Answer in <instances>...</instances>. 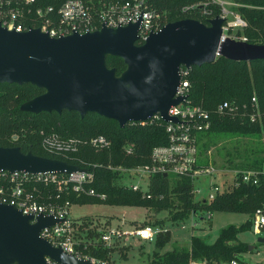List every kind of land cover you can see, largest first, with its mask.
I'll return each instance as SVG.
<instances>
[{
	"label": "trees",
	"instance_id": "16d2710c",
	"mask_svg": "<svg viewBox=\"0 0 264 264\" xmlns=\"http://www.w3.org/2000/svg\"><path fill=\"white\" fill-rule=\"evenodd\" d=\"M63 0L42 1L58 6ZM207 0H156L155 7L167 12V22L183 18H193L205 22L198 12L182 14L184 5L202 3ZM237 6L231 9L243 18L247 26L237 33L244 35L250 43H264V0H233ZM213 15L220 12L216 4L209 6ZM138 43V42H136ZM107 63L116 68L120 74L125 65L121 58L109 56ZM187 78L190 83L188 99L201 104L211 112V126L205 134L213 136L260 138L264 133V60L235 62L222 56L215 61L201 66H191ZM44 90L32 85L0 83V145L19 146L24 152L61 159L81 167H89L95 173L92 186L105 193V202L112 205L146 206L159 209L175 210L173 218H188L189 215L204 212H235L246 214L240 224H229L219 230L217 237L208 242L204 237L192 235L187 245H174L171 250L161 253L168 238H157L151 264H227L238 259L239 253L248 250V243L239 240L238 234L251 230L252 218L257 208L264 205V175L259 176L257 185L241 184L231 190L217 194L210 202L194 200L193 185L188 177L154 175L149 180L145 192L133 190L121 183V174L112 170L109 165L135 166L148 161L152 147L167 143V135L160 125L126 123L119 127L118 123L96 113L82 117L76 111L31 113L21 110V105L41 94ZM255 96L261 112V126L252 123L242 113L236 115H219L214 112L216 105L224 100L236 103L250 102ZM44 132H56L64 138H76L78 151L68 155L50 154L42 147ZM104 134L112 141L109 149L97 150L86 142L93 136ZM17 136L16 139L13 137ZM131 144L133 153L125 155L123 147ZM208 144L201 148L207 150ZM207 163V161H206ZM264 165V149L247 148L240 153L234 149L232 153L223 154V169H262ZM38 187L36 196L40 201L70 203L87 200H101L86 194H80L71 187L59 191L55 184H35ZM59 196V197H58ZM87 221L86 223H91ZM85 222L79 228L86 226ZM98 235V232L96 233ZM86 245V246H85ZM86 256L110 262L112 248L102 244L79 246ZM156 249H159L157 252Z\"/></svg>",
	"mask_w": 264,
	"mask_h": 264
},
{
	"label": "water",
	"instance_id": "95a60500",
	"mask_svg": "<svg viewBox=\"0 0 264 264\" xmlns=\"http://www.w3.org/2000/svg\"><path fill=\"white\" fill-rule=\"evenodd\" d=\"M223 21L218 15L207 19V24L193 18L170 21L140 44L136 43L138 23L61 36L41 27L17 31L0 23V83L32 84L44 90L21 105L26 112L76 111L82 117L96 113L121 128L156 113L164 121L176 122L168 109L184 99L174 97L180 66H201L217 56L235 62L264 60V43L223 37ZM109 56L122 59L125 68L120 74L108 65ZM0 171L39 174L86 169L24 152L19 146L0 145ZM63 220L54 215L35 217L0 202V264H48L47 256L61 264H97L40 236L43 228ZM257 242H264V235ZM252 249L249 244L248 251Z\"/></svg>",
	"mask_w": 264,
	"mask_h": 264
},
{
	"label": "built area",
	"instance_id": "2783aa9c",
	"mask_svg": "<svg viewBox=\"0 0 264 264\" xmlns=\"http://www.w3.org/2000/svg\"><path fill=\"white\" fill-rule=\"evenodd\" d=\"M48 0H0V23L9 29L25 31L33 27H41L43 31L49 32L52 36L68 35L74 32L86 33L107 27L126 26L130 23H138V40L143 43L149 33L156 32L167 23V12L159 11L155 7L156 0H63L58 6L53 3L43 4ZM216 4L220 7L218 16L224 19L222 24L223 37H231L246 41L244 35L237 32L242 31L246 21L231 8L237 6L226 0H207L202 3L184 5L180 8L182 14L198 12L206 20L213 18V10L209 6ZM203 22V21H202ZM207 24V23H206ZM190 68L180 66L179 84L174 97H183V101L171 105L168 115L176 118V122L164 121L159 113L141 121H130V124L140 126L160 125L167 135V143L152 147L148 161L135 166H123L112 164L109 167L121 174V183L133 190L145 192L139 183L145 179L149 182L154 175L166 174L165 176L188 177L192 181L193 196L200 193L199 189L194 190V182L201 176L208 175L214 181L209 186V193L201 199L203 202H210L214 197L231 190L241 184L257 185L259 176L264 175L262 169H223L214 167L212 163L203 164L202 153L203 133L211 126V112L201 104L192 103L188 99L190 83L187 78ZM214 112L219 115H236L242 113L252 123L261 126V112L255 96L250 99L249 104L236 103L224 100L218 103ZM43 149L50 154L68 155L77 152L79 143L76 138H64L56 132L42 131ZM14 139L17 136L13 137ZM88 145L97 150L109 149L112 141L104 134L91 137L86 141ZM125 155L133 153L131 144L123 147ZM86 171L73 173H39L31 174L24 171H0V202L11 204L22 210L23 213L35 217L54 215L56 218L64 219L52 226L42 229L40 236L47 239L54 246L62 247L66 252L77 257L90 259L97 264H110L109 261H101L86 256L79 249L84 239L78 238L76 230L79 223L69 217L70 202L65 203L40 201L36 196L39 184H55L59 191L71 187L80 194L97 197L101 200L107 198L105 193L98 192L93 186L95 173L89 167ZM225 170V171H223ZM226 174L222 179L219 176ZM133 180H137L134 182ZM149 185V184H148ZM59 197V196H58ZM208 218H211V212ZM192 217L195 213L190 214ZM34 222V221H32ZM251 231L254 235L263 236L264 232V205L257 208L252 218ZM158 230L149 225L132 226L129 229L106 228L98 232L94 243L102 244L104 247L112 248L120 243L127 244L130 238H137L140 241H150L157 236ZM86 246V245H85ZM48 264H61L60 262L46 257ZM192 264H205L196 262ZM227 264H242L234 258Z\"/></svg>",
	"mask_w": 264,
	"mask_h": 264
},
{
	"label": "rangeland",
	"instance_id": "374dc122",
	"mask_svg": "<svg viewBox=\"0 0 264 264\" xmlns=\"http://www.w3.org/2000/svg\"><path fill=\"white\" fill-rule=\"evenodd\" d=\"M226 1L237 5L233 0ZM204 142L208 144V147L207 150L202 149L204 156L201 159L202 163L206 164L207 161V164L212 163L214 167L220 169L225 152L232 153L234 149H238L240 153H243L247 148L264 149V133L260 138L219 137L203 133L202 143ZM225 176L226 174L221 175L218 179ZM133 181L137 182V180ZM213 182L208 175L199 177L194 182V190L199 189L200 193L193 196L194 200H199L208 194L209 186ZM148 184L146 179L139 183L143 190L147 189ZM175 212L174 209L112 205L102 200H87L72 203L69 217L77 221L78 225L92 221L76 230L78 238L84 239L87 244L94 243L97 238L96 233L106 228L129 229L132 226L149 225L159 231L150 241L130 238L127 244L120 241L119 244L112 246L110 264H151L157 238H168L167 244L160 250L161 253H165L174 245H187L192 235H199L208 242H212L224 226L238 225L247 217L242 213L212 212L211 218H208L207 212L198 211L193 217L189 215L185 219H174L172 215ZM258 237L260 236L254 235L251 230L238 234L239 240L247 242L248 245H254L251 251L239 253L238 260L242 264H264V242H257Z\"/></svg>",
	"mask_w": 264,
	"mask_h": 264
}]
</instances>
